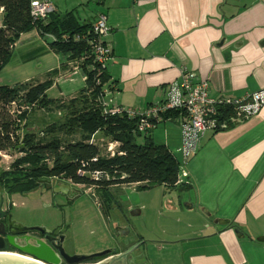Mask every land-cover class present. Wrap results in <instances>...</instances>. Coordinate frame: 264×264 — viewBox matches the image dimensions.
Instances as JSON below:
<instances>
[{
    "label": "crops",
    "instance_id": "obj_1",
    "mask_svg": "<svg viewBox=\"0 0 264 264\" xmlns=\"http://www.w3.org/2000/svg\"><path fill=\"white\" fill-rule=\"evenodd\" d=\"M92 1V13H59L58 4L56 12H73L81 24L91 25L99 14L106 16L110 32L105 40L112 50L106 70L114 87L107 96L115 99L108 106L149 108L180 80L183 66L208 81L213 98L240 97L264 87V0ZM44 36L51 46L53 36ZM81 71L74 73H80L86 85ZM159 124L163 125L159 143L180 162L185 172L180 184H189L180 191L188 200L186 212L169 207L191 226L173 230L166 241H155L168 256L169 245L178 247L179 262L167 264H264V106L227 129L207 130L189 156L180 150L178 118L156 123L150 131L153 139ZM133 185L138 186L114 187ZM224 221L228 223L222 225ZM121 228L117 249L104 259L129 251L126 264H158L140 255L144 240L130 241L127 224Z\"/></svg>",
    "mask_w": 264,
    "mask_h": 264
},
{
    "label": "trees",
    "instance_id": "obj_2",
    "mask_svg": "<svg viewBox=\"0 0 264 264\" xmlns=\"http://www.w3.org/2000/svg\"><path fill=\"white\" fill-rule=\"evenodd\" d=\"M0 8V70L17 39L32 29L43 36L52 35L51 47L65 57L46 81L0 86V151L23 153L8 170L0 169V185L8 193L32 191L49 178L97 190L134 183L141 188L158 184L179 191L189 188L185 181L180 184V162L168 146L156 143L151 129L139 132V116L105 111L104 90L114 87L106 68L94 61L89 44L93 39L91 24H81L73 12L60 15L55 11L44 19H35L31 0H0ZM83 57L81 68L87 79L81 92L67 102L49 97L53 78ZM25 103L50 112L56 109L57 118L43 127L27 129L22 138L20 123L27 118V111L18 110ZM178 115V111L170 110L163 114L162 121ZM98 134L117 144L114 154L103 153L96 140Z\"/></svg>",
    "mask_w": 264,
    "mask_h": 264
},
{
    "label": "rangeland",
    "instance_id": "obj_3",
    "mask_svg": "<svg viewBox=\"0 0 264 264\" xmlns=\"http://www.w3.org/2000/svg\"><path fill=\"white\" fill-rule=\"evenodd\" d=\"M53 3L55 8L56 4L60 6L59 13L74 10L80 11V14L82 10L92 13L95 4L92 0L88 3L85 0H53ZM2 23L3 13L0 12V25ZM47 42L45 36L36 29L23 33L17 39L9 60L0 70V86L13 87L27 82L46 81L49 73L57 69L60 59L64 58ZM70 66L71 69L66 74L53 78V85L48 90L49 97L67 102L84 88L82 75L74 73L77 70ZM106 101L112 104L114 96H107ZM30 107L25 113L27 118H22L20 123L22 138L27 129L43 127L57 118L56 109L50 112ZM162 126L159 124L158 130L153 131L156 143L163 136ZM96 140L104 154L116 151L117 144L103 138L101 134L97 135ZM22 155V152L16 150L3 151L0 154V169L8 170L14 160ZM1 201L3 208L9 207L10 213L19 223L61 232L66 237L64 248L70 254H90L92 251L114 248L119 237L118 229L124 222L129 229L127 236L130 241L144 240L139 253L146 261L158 264H167L168 261L178 263V247L166 244V247L170 246L167 252L171 254L168 256L169 253L157 249L155 241H166L173 230H185L191 226L185 216L169 207L171 204L186 212V197L181 196L179 190L169 189L161 184L142 188L137 185L125 188L112 186L106 190L74 184L62 191L53 185L50 187L49 184H41L26 193H8L0 185ZM108 204L112 207L109 208Z\"/></svg>",
    "mask_w": 264,
    "mask_h": 264
},
{
    "label": "built area",
    "instance_id": "obj_4",
    "mask_svg": "<svg viewBox=\"0 0 264 264\" xmlns=\"http://www.w3.org/2000/svg\"><path fill=\"white\" fill-rule=\"evenodd\" d=\"M0 10L3 11V8ZM31 10L35 19H44L48 14L55 12L56 8L53 0H31ZM109 32L110 28L107 25L106 16L99 14L92 24L93 39L89 41V44L94 61L103 68H106L112 56V50L105 40ZM76 38L80 39V36ZM84 59L85 57L80 62L72 63L73 69L82 70L81 61ZM84 77L86 80L87 75ZM104 93L106 97L109 90L105 89ZM15 104V102L12 103L13 106ZM104 104L107 113H124L129 117L139 116L138 130L141 133L152 129L157 122L162 121L164 119L163 114L166 112L178 111L177 118L182 133L180 150L185 156H189L197 150L199 142L207 130L212 128L227 129L235 121L258 114L264 106V87L240 97L220 96L213 98L210 95L208 81L198 79L194 72L183 66L180 80L169 85L165 98L143 111L120 105L108 106L106 101ZM30 108L29 105H23L18 113L30 110ZM225 110L228 111V116H226ZM2 152L0 151V154ZM182 175H185V172L180 167L179 178Z\"/></svg>",
    "mask_w": 264,
    "mask_h": 264
},
{
    "label": "water",
    "instance_id": "obj_5",
    "mask_svg": "<svg viewBox=\"0 0 264 264\" xmlns=\"http://www.w3.org/2000/svg\"><path fill=\"white\" fill-rule=\"evenodd\" d=\"M65 188L69 189L70 185H65ZM10 219H11V215H10ZM227 223H228L227 221L221 222L222 225H226ZM36 230L41 231L43 233L48 231L45 227H41V226H25L22 223H19L15 219H11L8 231L11 234H17L23 231H36ZM235 231L239 236L242 235L239 229H236ZM0 233L3 234L4 232H0ZM64 237L65 236L62 235L59 239L56 238V240H58V243L56 244H54L52 242V239H50L52 243L51 245L47 244L46 242L38 240L36 244L27 243L24 246L16 244L12 237H8L9 243L12 246L18 248L22 252L20 254L30 256L31 258L42 262L40 263L28 257L10 253L13 251L6 250V242L0 234V264H43V263L63 264V262H65L66 264H80L85 261H90L98 257L109 255L113 251V249H107L104 251L94 252L90 254H70L65 250L62 244ZM128 252L118 257L111 256L109 258L102 260L97 264H126L125 256Z\"/></svg>",
    "mask_w": 264,
    "mask_h": 264
},
{
    "label": "flooded vegetation",
    "instance_id": "obj_6",
    "mask_svg": "<svg viewBox=\"0 0 264 264\" xmlns=\"http://www.w3.org/2000/svg\"><path fill=\"white\" fill-rule=\"evenodd\" d=\"M41 184H45V185L49 184L50 187H52V185H53V187L55 186L56 188L59 189V191L66 190L65 185H69V184H67L66 180L58 179V178H49V179L41 180L40 181V185ZM70 184H72V183H70ZM72 185H74V184H72ZM10 215H11V219H14L13 215L10 213V208L7 207L6 209H4L3 208V203L1 201L0 202V232H4V233L3 234L0 233V234H1V236L3 237V239L6 242V250H8V251L22 253L18 248L12 246L9 243L8 237H12L16 244L24 246L27 243L36 244V242L38 240L46 242L47 244L51 245L52 243H51L50 239H52V242L54 244H56V243H58V240H56V238L59 239L63 235L61 232H55L53 230H48V229H47L48 231H46L45 233L36 230V231H23L21 233L11 234L8 231L9 230L10 221H11ZM123 233H124V231H119V229H118V234H123ZM65 238L66 237H64L63 242H62L63 246L65 244ZM111 249H113V251H115L117 248L114 247V248H111ZM97 252H100V251H97ZM104 258H105V256L98 257V258H95V259L90 260V261L82 262L80 264H91L93 262H98V261H100V260H102ZM63 264H66V263L63 262Z\"/></svg>",
    "mask_w": 264,
    "mask_h": 264
},
{
    "label": "bare ground",
    "instance_id": "obj_7",
    "mask_svg": "<svg viewBox=\"0 0 264 264\" xmlns=\"http://www.w3.org/2000/svg\"><path fill=\"white\" fill-rule=\"evenodd\" d=\"M10 253L18 254V255L25 256V257H28V258H30V259H33V258H31L30 256L23 255V254H20V253H16V252H10ZM33 260L38 261V260H36V259H33ZM38 262H40V261H38ZM40 263H42V262H40ZM43 264H44V263H43Z\"/></svg>",
    "mask_w": 264,
    "mask_h": 264
}]
</instances>
